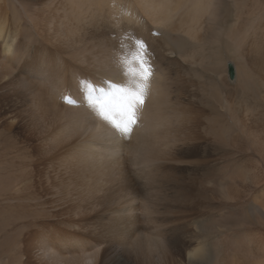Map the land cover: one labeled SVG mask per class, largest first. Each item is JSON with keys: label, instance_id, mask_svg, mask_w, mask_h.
<instances>
[{"label": "bare ground", "instance_id": "bare-ground-1", "mask_svg": "<svg viewBox=\"0 0 264 264\" xmlns=\"http://www.w3.org/2000/svg\"><path fill=\"white\" fill-rule=\"evenodd\" d=\"M0 264H264V0H0Z\"/></svg>", "mask_w": 264, "mask_h": 264}, {"label": "snow or ice", "instance_id": "snow-or-ice-1", "mask_svg": "<svg viewBox=\"0 0 264 264\" xmlns=\"http://www.w3.org/2000/svg\"><path fill=\"white\" fill-rule=\"evenodd\" d=\"M136 52L132 53V60L126 69L129 84L118 88L115 92L102 95L94 103L101 112L103 119L111 123L122 133H128L130 126L135 125L137 109L143 104V86L137 82L135 64L141 65V78L147 79L150 68L145 66L144 56L147 54V46L143 40L136 41ZM139 57V61H137Z\"/></svg>", "mask_w": 264, "mask_h": 264}, {"label": "rangeland", "instance_id": "rangeland-1", "mask_svg": "<svg viewBox=\"0 0 264 264\" xmlns=\"http://www.w3.org/2000/svg\"><path fill=\"white\" fill-rule=\"evenodd\" d=\"M229 240L231 241L232 239H231V238H230V239H228V244H229V245L227 244V245H228V247H230V245H231V244L229 243Z\"/></svg>", "mask_w": 264, "mask_h": 264}]
</instances>
